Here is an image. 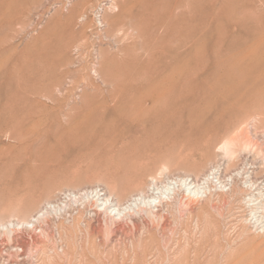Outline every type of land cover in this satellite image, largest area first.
<instances>
[{
  "label": "rangeland",
  "instance_id": "obj_1",
  "mask_svg": "<svg viewBox=\"0 0 264 264\" xmlns=\"http://www.w3.org/2000/svg\"><path fill=\"white\" fill-rule=\"evenodd\" d=\"M161 167L63 253L71 193ZM263 167L264 0H0V264H264Z\"/></svg>",
  "mask_w": 264,
  "mask_h": 264
},
{
  "label": "bare ground",
  "instance_id": "obj_2",
  "mask_svg": "<svg viewBox=\"0 0 264 264\" xmlns=\"http://www.w3.org/2000/svg\"><path fill=\"white\" fill-rule=\"evenodd\" d=\"M83 1V0H82ZM78 4V3H77ZM76 5V4H75ZM79 5V4H78ZM164 14V13H163ZM164 20V19H163ZM172 21V20H171ZM196 50V49H195ZM196 53V52H195ZM179 62V61H178ZM182 65V64H181ZM196 75V74H195ZM240 102V101H238ZM218 119V118H217ZM193 130V129H192ZM230 139V138H229ZM231 140V139H230ZM230 140H227V141H224L223 144L220 146V148L225 151V154L226 153H230L231 152V141ZM234 140V139H233ZM236 141V139H235ZM234 141V142H235ZM222 143V142H221ZM237 143V142H236ZM245 144V143H244ZM234 149V147H233ZM232 149V150H233ZM263 157V156H262ZM128 163V162H127ZM144 166V165H143ZM145 168V167H144ZM163 168L165 167H161L160 168V171L159 172V175H155L151 172H147L145 173L146 171H142V168L141 170H137L135 173H133L135 175V178H136V182L133 184V186L130 188L129 186V189H122V190H118L116 186H109L107 187L108 191L107 193L103 192V193H100L96 191V188L93 187V189H89L91 191H85L87 189H85L84 191H80L82 189H80L77 193L76 192H73L71 193L72 195L69 197V199L67 201H65L64 203V206L65 207H68V209L64 210L65 214L67 212L70 213L71 209L74 210L76 209V214H71V218H70V221H67L68 224H65L64 223V220H61L64 215H62V218L59 219V221L56 223V228H57V231L59 234H61V238L63 239V237H65V245L66 247H63L64 249H62L63 253L65 255H69L70 257L75 254V249H76V245L73 241V238H74V231H76V227L77 225L80 223L79 219L80 217L82 218L84 212L87 210L88 207H91V206H95L97 208V205L99 208H97L94 212L95 214H99L101 213L102 215H104L105 219H104V225L107 229H109V231L112 229L111 228V225L112 223L115 222L116 218H114V213L112 212L114 209H117V210H120V209H126L127 207H133V206H130L131 205V202H136L138 199H139V202L136 204V206L138 207V210H145L146 212H149L147 209V206H151V201L153 199V197H157V196H154L155 195V191L154 189H159V193L162 191V189H167L169 187V183L168 180H170L169 176L166 177L167 180L163 179V177H161V173H162V170ZM264 168V167H263ZM127 169V168H126ZM149 169V168H148ZM214 170V168H210L209 170H207L204 174H203V180H206L207 183H209V180L211 182V177L210 175L213 174L212 171ZM263 170V169H262ZM191 171V170H190ZM195 171V170H194ZM199 172V171H198ZM201 172V171H200ZM194 173V172H193ZM195 173H197L195 171ZM194 173V174H195ZM198 174V173H197ZM150 176V180L151 181H148L146 179V176ZM196 175V174H195ZM148 176V178H149ZM175 178V177H174ZM195 181L197 182V179H195ZM179 182L180 183H186V178H183V177H179ZM199 182V181H198ZM194 183L189 181L187 184H193L192 186L190 187H187L188 190H190L191 188L193 187H199V183ZM110 185V184H109ZM211 185V184H210ZM222 185V184H221ZM221 185H219V189L221 188ZM253 184H250V186H252ZM209 186V185H207ZM233 186V185H232ZM92 188V187H91ZM222 189V188H221ZM220 189V190H221ZM233 189V188H230V190ZM235 190V189H234ZM233 190H231V193H232ZM91 192V193H89ZM158 192V191H157ZM218 192V191H217ZM216 192V193H217ZM94 193V194H93ZM210 193V192H209ZM213 192L210 193V195L212 194ZM222 193V191H221ZM221 193L219 192V196L221 195ZM230 193V191H229ZM260 195H263L264 193L260 190L259 192ZM162 194V193H161ZM218 194V193H217ZM103 195V196H101ZM95 196H97L95 198ZM114 196V198H113ZM223 196V194H222ZM71 198H74V199H71ZM159 198L157 201L158 203L160 202V199L163 198V196L161 195H158ZM258 198V197H257ZM257 198H255L254 200H256ZM264 199V198H263ZM72 201H75V202H79V205H77V207H73L71 202ZM97 201H100L99 203ZM113 202V204L111 203ZM61 203V202H60ZM258 203V202H257ZM49 204V202H48ZM59 206V204H58ZM153 206V205H152ZM251 207L254 206V205H250ZM63 208V207H62ZM94 208V207H93ZM253 208H256V206H254ZM43 209V207H42ZM58 209H61V206L58 207ZM39 209L38 212H37V215H40L42 214L40 217H43L42 219V224L44 223H47V219L45 218L46 216L49 215V211L48 210H45L44 212L47 213L48 215H46L45 213H42L43 210ZM137 210V209H135ZM134 210V211H135ZM137 210V211H138ZM56 211V210H55ZM100 211V212H99ZM128 213L130 212L129 208H128ZM63 213V212H62ZM150 213V212H149ZM152 213V212H151ZM64 214V213H63ZM126 215V214H123V216ZM141 215V214H140ZM122 216V217H123ZM39 217V216H38ZM38 217L36 218L37 221H40V219L38 220ZM51 217V216H50ZM126 217V216H125ZM149 217V216H148ZM35 218V217H34ZM48 218V217H47ZM68 218V217H67ZM65 218V219H67ZM119 218H121V216H119ZM115 219V220H114ZM130 219V218H129ZM52 221V220H51ZM97 221V220H96ZM119 221V220H118ZM117 221V222H118ZM41 222V221H40ZM91 219L87 220L86 223L84 224L85 226L84 227V230H83V238L85 240V242L87 243L88 240H92L91 237L92 235L95 233L93 227L92 226L93 224L91 223ZM257 222V221H256ZM30 223L29 220L27 219H23L15 224H13V222H10L9 223H0V227H5L6 229L8 228V226H10V229L8 230L9 231V234H11V232L13 231L12 229L15 227V228H26L28 227V224ZM50 223V222H49ZM39 225H42L40 223H38ZM43 224V225H44ZM46 224V225H47ZM97 224V223H96ZM100 224V223H99ZM98 224V225H99ZM101 225V224H100ZM99 225V226H100ZM35 227L34 224H31L30 228L33 229ZM97 227V226H96ZM101 227V226H100ZM29 228V227H28ZM27 228V229H28ZM98 228V227H97ZM15 230V229H14ZM48 231V229L46 230L44 226H40V231ZM99 230V229H97ZM46 232V233H47ZM61 232H64V233H61ZM43 233V232H42ZM255 252V251H254ZM256 257V256H255ZM259 258V257H258ZM257 258V259H258ZM53 263V262H52ZM51 264V263H49Z\"/></svg>",
  "mask_w": 264,
  "mask_h": 264
}]
</instances>
